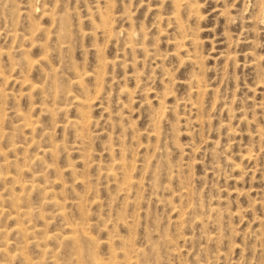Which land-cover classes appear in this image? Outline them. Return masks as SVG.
Masks as SVG:
<instances>
[{
    "label": "rangeland",
    "instance_id": "1",
    "mask_svg": "<svg viewBox=\"0 0 264 264\" xmlns=\"http://www.w3.org/2000/svg\"><path fill=\"white\" fill-rule=\"evenodd\" d=\"M79 228L264 264V0H0V264H81Z\"/></svg>",
    "mask_w": 264,
    "mask_h": 264
},
{
    "label": "bare ground",
    "instance_id": "2",
    "mask_svg": "<svg viewBox=\"0 0 264 264\" xmlns=\"http://www.w3.org/2000/svg\"><path fill=\"white\" fill-rule=\"evenodd\" d=\"M120 65V64H119ZM194 81V80H193ZM46 83V82H45ZM76 85V84H75ZM37 129V128H36ZM41 142V141H40ZM48 151V150H46ZM75 154V153H74ZM28 164H26L25 167H27ZM24 167V165H23ZM50 170V169H49ZM19 172H22V168L19 169ZM78 184V183H77ZM28 188H33L35 187L34 184H26V185H22V189H27ZM24 200V199H23ZM31 212L29 210H21L20 208L16 211V214H18L19 216H26L29 215ZM61 214V212H59ZM213 217V216H212ZM63 218H65V215H63ZM21 231L20 229H18V232ZM56 234H46L44 236V240H50L53 239ZM73 235H63L61 236V241L65 242L66 244H69L70 242V247L73 254L76 256L75 258H77L78 263L81 264H101L100 260L97 258V256L95 255L94 251L92 250V248L90 247V245L88 246L86 243H89V238L88 235L86 234V232L82 229H75L72 231ZM10 236V235H9ZM13 239V238H12ZM31 243V242H30ZM33 243V242H32ZM64 244V245H66ZM102 245V244H101ZM67 246V245H66ZM69 246V245H68ZM65 252V251H64ZM118 253V252H117ZM68 254V253H67ZM126 254V253H125ZM69 255V254H68ZM116 255V253L114 254ZM66 256V255H65ZM118 256V255H117ZM85 258L83 261L82 259ZM111 264H117L116 262H112Z\"/></svg>",
    "mask_w": 264,
    "mask_h": 264
}]
</instances>
